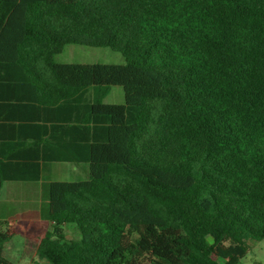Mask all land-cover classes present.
Listing matches in <instances>:
<instances>
[{"label": "trees", "instance_id": "16d2710c", "mask_svg": "<svg viewBox=\"0 0 264 264\" xmlns=\"http://www.w3.org/2000/svg\"><path fill=\"white\" fill-rule=\"evenodd\" d=\"M72 44L125 64H58ZM41 161L89 179L0 221V264L17 236L22 264H239L264 239V0H0V190Z\"/></svg>", "mask_w": 264, "mask_h": 264}, {"label": "rangeland", "instance_id": "374dc122", "mask_svg": "<svg viewBox=\"0 0 264 264\" xmlns=\"http://www.w3.org/2000/svg\"><path fill=\"white\" fill-rule=\"evenodd\" d=\"M58 64H102V65H123L125 58L120 52L105 47H88L82 45H67L62 54L56 56ZM95 88H90L84 102H92L95 98ZM124 90L122 87H112L109 94L103 99V104L118 105L124 104ZM48 177L45 182L50 181H84L89 179V167L86 163H59L47 170ZM35 189L33 192V203L28 202L23 193L26 187ZM42 183L34 182H4L0 190V221L3 220H42L45 215L42 211L47 207L46 196L42 197ZM30 194V193H29ZM31 196V194L29 195ZM68 239H79V232L73 226L66 227ZM250 252L240 261L239 264H264V239L253 242ZM22 238L17 236L6 245L4 256L14 264H22L21 258ZM43 264H47L43 262Z\"/></svg>", "mask_w": 264, "mask_h": 264}, {"label": "crops", "instance_id": "0c3cea01", "mask_svg": "<svg viewBox=\"0 0 264 264\" xmlns=\"http://www.w3.org/2000/svg\"><path fill=\"white\" fill-rule=\"evenodd\" d=\"M85 144H83L82 146H84ZM50 147V149L53 151V152H55L56 153V150L57 149H60L59 147H61L60 145L58 146V147H55V146H52V145H50L49 146ZM45 149H46V147H44ZM68 148V147H67ZM42 155H46V153H43V151H42ZM38 163H40V168H41V179L39 180V181H14V182H24V183H30V184H32V183H34V182H38V183H42V186H41V188H42V190H41V196L42 197H44L45 196V192H44V188H45V184L47 183V182H45V180H44V177L46 176V177H48L49 178V176L47 175V170L50 168V167H53L54 165H56V164H59V163H76V162H63V161H41V162H38ZM77 164H81V163H77ZM50 179V178H49ZM51 182V181H50ZM26 191H24V193H23V195H24V197L25 198H27L26 200H28V202H34L33 201V199H32V196H33V192L35 191V189L33 190V189H31V187H29V186H27L26 187ZM31 194V196H29L30 194Z\"/></svg>", "mask_w": 264, "mask_h": 264}]
</instances>
